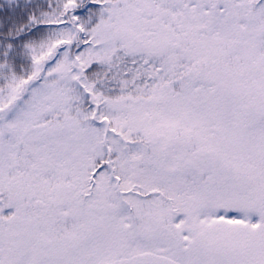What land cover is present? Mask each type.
<instances>
[{"label":"snow or ice","instance_id":"6c2138e0","mask_svg":"<svg viewBox=\"0 0 264 264\" xmlns=\"http://www.w3.org/2000/svg\"><path fill=\"white\" fill-rule=\"evenodd\" d=\"M0 264H264V0H0Z\"/></svg>","mask_w":264,"mask_h":264}]
</instances>
